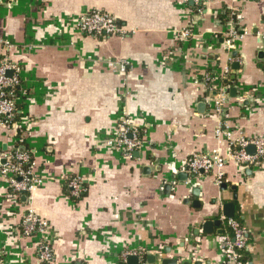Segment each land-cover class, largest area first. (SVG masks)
<instances>
[{
  "label": "crops",
  "instance_id": "obj_1",
  "mask_svg": "<svg viewBox=\"0 0 264 264\" xmlns=\"http://www.w3.org/2000/svg\"><path fill=\"white\" fill-rule=\"evenodd\" d=\"M202 1L200 14L182 0L0 1V41L13 45L8 55L22 67L27 145L43 181L25 204L7 197L0 177V264H41L38 237L19 231L27 206L48 222L51 264H121L126 252L146 264L154 257L222 264L229 220L244 232L247 264H264V157L255 168L225 163L220 184L201 174L188 185L182 171L192 154L228 155V142L215 133L218 119L208 115L214 93L205 74L225 88L232 138H264V0ZM233 7L243 34L230 53L216 20ZM93 9L112 14L130 34L81 33L74 21ZM191 22L202 44L179 37ZM119 61L125 72L109 65ZM226 69L229 78L221 80ZM123 114L148 143L130 158L103 144ZM9 144L1 129L0 149ZM65 177L84 179L77 202Z\"/></svg>",
  "mask_w": 264,
  "mask_h": 264
},
{
  "label": "built area",
  "instance_id": "obj_2",
  "mask_svg": "<svg viewBox=\"0 0 264 264\" xmlns=\"http://www.w3.org/2000/svg\"><path fill=\"white\" fill-rule=\"evenodd\" d=\"M196 8V14L202 11V0H182ZM222 19H217V23L224 28L222 35V44L225 45L228 52L235 50V40L239 39L243 34L240 27V10L230 8L223 12ZM75 27L84 35L95 39H106L110 37L123 38L130 32L119 24V21L112 14L101 9H93L80 16L75 21ZM193 22L181 30L178 35L183 41H194L202 44L203 40L199 39L197 32L193 29ZM2 49L5 53L0 57V130L4 129L9 133L10 143L2 151L0 149V177L6 186V190L10 199L16 203H20V199L25 197V204L30 201L32 194L36 188L42 184V179L35 173V163L30 150L23 145L27 142L28 136V117H25L22 107L18 108L19 103L25 98L22 87L20 64L11 61L8 55L9 49L13 45L9 41H0ZM229 61L236 62L237 59L229 58ZM114 71L125 72L126 62L119 61L117 63H109ZM220 79H228L229 71L226 69L220 74ZM217 81L218 79L215 78ZM214 78L210 74L203 76V82L211 85L210 90L214 93L209 99V114L218 119L216 128V136L218 139L228 142V155L223 157L219 150L211 153L192 154L185 166L183 172L187 174L186 184L193 185L194 180L201 174L210 175L216 184H220L223 179V168L225 163L232 161L236 165L246 168H255L264 157V138L234 140L232 132L228 129L225 121L227 120V98H225V88L219 85H213ZM20 87L23 98L14 95V89ZM216 88L218 89L216 92ZM20 90V91H21ZM224 90V91H223ZM208 103V102H207ZM20 114V116H19ZM145 131L134 125L126 115H121L118 123V133L111 139H106L103 144L118 149L121 154L127 158L132 157L133 153L142 150L147 145L145 140ZM23 136H26L23 139ZM253 146L254 153L249 154L247 148ZM173 174H176L175 168H171ZM67 191L72 198H78L79 194L86 191L85 182L80 177H65ZM231 229V236H223L220 238V253L222 256V264H247L241 260L240 252L246 247V239L243 230L234 220L227 222ZM48 222L37 215L30 206L23 212L19 224L20 234L24 237L37 236L39 242L37 244V255L41 264H51L55 260V253L51 242L47 238ZM130 255L135 253H122L120 255L123 262ZM139 264H146L140 261Z\"/></svg>",
  "mask_w": 264,
  "mask_h": 264
},
{
  "label": "water",
  "instance_id": "obj_3",
  "mask_svg": "<svg viewBox=\"0 0 264 264\" xmlns=\"http://www.w3.org/2000/svg\"><path fill=\"white\" fill-rule=\"evenodd\" d=\"M0 1H3V0H0ZM231 92H232V96H235V91L232 90ZM247 152L249 154H253L254 153V147L253 146L248 147L247 148ZM135 153H138V151H136ZM21 199L24 200V201L26 200L25 197H22ZM228 208L231 209L230 206L225 207V209H228ZM225 214H226L227 217L231 216L230 213H225ZM211 224L212 223H210V222H206L203 225V232L210 233L209 228L212 226ZM214 224L217 225V222H215ZM154 258H155V260H154V262H152V264H177V262L175 260H170L169 261V260H166L164 258H161V259H157L156 257H154ZM126 260H127L126 264H139V258L137 257V255H130ZM184 264H187V263H184Z\"/></svg>",
  "mask_w": 264,
  "mask_h": 264
},
{
  "label": "trees",
  "instance_id": "obj_4",
  "mask_svg": "<svg viewBox=\"0 0 264 264\" xmlns=\"http://www.w3.org/2000/svg\"><path fill=\"white\" fill-rule=\"evenodd\" d=\"M191 10H192V13L193 14H196V8L195 7H191ZM119 21V20H118ZM119 24L121 25V22L119 21ZM4 54V53H3ZM2 54V55H3ZM2 55H0V57L2 56ZM10 58V57H9ZM10 60L12 61V59L10 58ZM21 90V88L20 87H16L15 89H14V95L13 96H18V97H21V98H23V93L24 92H22V90ZM20 107H21V103H19V105H18V108L20 109ZM19 116H20V114H19ZM10 137L11 136H9V139H10ZM26 138V136H23V139H25ZM23 145L27 148V150L29 149L28 148V145H27V142L26 141H24L23 142ZM31 153V152H30ZM32 155V154H31ZM33 157V156H32ZM198 178V177H197ZM84 186H85V188H86V191H87V186L84 184ZM67 189V188H66ZM86 191L85 192H83V193H81V194H79V197L78 198H72L70 195H69V192L67 191V193H68V195H69V197L71 198V200L72 201H74V202H77L78 200H80L85 194H86ZM8 194L9 193H6V195L8 196ZM9 199L11 198V197H8ZM229 230V229H228ZM225 231L224 232V235H227V236H231L232 234H231V230H229V231ZM240 255H241V260L244 262V263H247L248 261H247V258H246V256H245V253H244V250L243 251H241L240 252ZM121 264H124L123 262H121Z\"/></svg>",
  "mask_w": 264,
  "mask_h": 264
}]
</instances>
